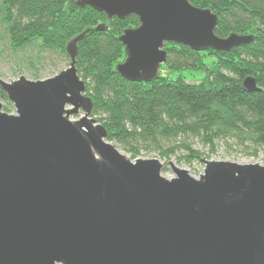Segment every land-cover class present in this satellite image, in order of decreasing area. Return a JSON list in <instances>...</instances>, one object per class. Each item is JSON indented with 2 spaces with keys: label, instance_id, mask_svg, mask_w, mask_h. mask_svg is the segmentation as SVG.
I'll return each instance as SVG.
<instances>
[{
  "label": "water",
  "instance_id": "obj_1",
  "mask_svg": "<svg viewBox=\"0 0 264 264\" xmlns=\"http://www.w3.org/2000/svg\"><path fill=\"white\" fill-rule=\"evenodd\" d=\"M75 2L109 19L139 17L119 37L127 57L116 66L133 82L157 78L166 43L200 52L254 41L219 37L217 15L190 0ZM89 31L67 44L71 61L57 75L0 78L16 109L0 101V264H264V165L203 157L197 178L170 161L166 178L159 158L121 152L78 74ZM243 85L263 90L253 76Z\"/></svg>",
  "mask_w": 264,
  "mask_h": 264
},
{
  "label": "trees",
  "instance_id": "obj_2",
  "mask_svg": "<svg viewBox=\"0 0 264 264\" xmlns=\"http://www.w3.org/2000/svg\"><path fill=\"white\" fill-rule=\"evenodd\" d=\"M218 17L215 33L251 34L254 41L230 51H195L166 43V63L157 78L133 82L116 70L127 57L119 37L140 25L138 16L109 19L75 0H0V23L14 52L29 47L59 53L70 63L67 44L87 29L78 44L77 70L92 100V116L103 124L108 140L132 158L155 153L191 165L220 150L258 158L264 156V0H190ZM104 23L105 32L94 28ZM205 55L214 57L206 64ZM203 69L191 82L165 69ZM253 76L261 92H247L243 82ZM0 99L9 101L0 87Z\"/></svg>",
  "mask_w": 264,
  "mask_h": 264
},
{
  "label": "rangeland",
  "instance_id": "obj_3",
  "mask_svg": "<svg viewBox=\"0 0 264 264\" xmlns=\"http://www.w3.org/2000/svg\"><path fill=\"white\" fill-rule=\"evenodd\" d=\"M204 61L206 64H212L214 57L211 55H205ZM69 62L62 57L59 53L42 51L39 52L34 47H29L25 50L14 52L9 43V37L5 30L4 25L0 23V78L11 82L18 79L21 75H24L30 80L47 79L51 78L62 70L69 66ZM163 74L169 76L183 75L184 78L191 82H198L205 76L203 69H184V70H167L163 71ZM4 104V110L9 113H16L14 105L10 101L0 99ZM81 113H83L81 111ZM78 116H72V119H76ZM114 143V142H113ZM115 144V143H114ZM116 145V144H115ZM117 146V145H116ZM119 150L128 156L131 155L117 146ZM157 157L164 164L163 175L166 178H172L175 174L172 172L169 162H174L177 166L186 168L194 177H199L203 173L205 165L201 161H195L191 165L179 164L175 158L166 160L155 153L143 154L136 158H154ZM132 158V157H131ZM132 158V159H136ZM211 159L215 160H230L240 163H261L264 165V156L258 158L247 157L244 155H238L236 153L230 154L225 150H220L217 154L213 155Z\"/></svg>",
  "mask_w": 264,
  "mask_h": 264
}]
</instances>
